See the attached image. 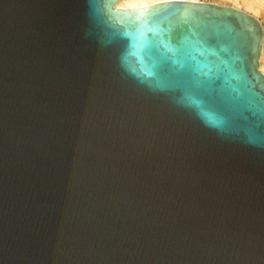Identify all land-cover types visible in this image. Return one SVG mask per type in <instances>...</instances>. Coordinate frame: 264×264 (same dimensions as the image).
<instances>
[{
    "label": "water",
    "instance_id": "1",
    "mask_svg": "<svg viewBox=\"0 0 264 264\" xmlns=\"http://www.w3.org/2000/svg\"><path fill=\"white\" fill-rule=\"evenodd\" d=\"M114 1L0 0V264H264L259 24Z\"/></svg>",
    "mask_w": 264,
    "mask_h": 264
},
{
    "label": "bare ground",
    "instance_id": "2",
    "mask_svg": "<svg viewBox=\"0 0 264 264\" xmlns=\"http://www.w3.org/2000/svg\"><path fill=\"white\" fill-rule=\"evenodd\" d=\"M165 1H172V0H116L112 4L111 9L129 10V9L146 8ZM181 1H191L198 3L209 2L208 4H213V5L222 4L224 5L223 7H229L234 10H238L247 14L257 23H258L257 20H259V22L261 21L260 23L263 29V37H262L257 70L260 71L264 76V0H181Z\"/></svg>",
    "mask_w": 264,
    "mask_h": 264
},
{
    "label": "rangeland",
    "instance_id": "3",
    "mask_svg": "<svg viewBox=\"0 0 264 264\" xmlns=\"http://www.w3.org/2000/svg\"><path fill=\"white\" fill-rule=\"evenodd\" d=\"M206 3H209V2H206ZM216 5H221V6H224V5H222V4H216ZM260 17V16H259ZM260 19V18H259ZM258 21V23L260 24V27H261V21L259 22V20H257ZM261 31H262V33H263V29H262V27H261Z\"/></svg>",
    "mask_w": 264,
    "mask_h": 264
}]
</instances>
